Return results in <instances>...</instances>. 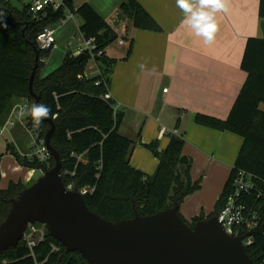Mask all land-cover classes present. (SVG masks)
<instances>
[{
	"label": "trees",
	"instance_id": "1",
	"mask_svg": "<svg viewBox=\"0 0 264 264\" xmlns=\"http://www.w3.org/2000/svg\"><path fill=\"white\" fill-rule=\"evenodd\" d=\"M259 2V16L264 18V0ZM64 7L81 19L84 38L93 40L97 49L104 50L116 40L107 23L89 4H82L73 10L69 0H64ZM64 7L47 9L46 17L40 22L28 15L27 5L16 6L9 0H0V20L7 24V30H0V121L15 100L23 99L29 106L33 103L28 84L38 56L32 89L40 95V102L51 109L47 119L53 121L55 129L50 145L59 154L64 186L72 182L74 189L86 190L83 199L89 211L113 223L131 219L135 214L150 216L171 208L174 203L179 205L183 197L199 188L188 178L189 160L180 156L183 140L170 136L167 148L160 154L156 152V143L146 146L154 156L159 157L158 167L152 176L129 165L134 141L119 134L123 114L114 112V103L102 98L107 92V75L114 61L107 59L104 53L102 57L95 58L104 68L98 85L93 80L78 79L84 78L86 66L91 60L86 53L67 57L54 72L38 79L40 60L48 51L38 50L35 37L43 27L64 19ZM120 11L135 29L160 30L136 0L123 2ZM130 52L131 45L128 55ZM240 66L246 79L227 119L218 121L199 117L197 121L208 128L239 135L243 138V145L217 200L215 212L206 218L196 217L190 222L183 220L191 227L198 221L218 215L229 193L231 177L237 169L257 176L264 191V113L258 110L259 104L264 102V39L247 40ZM32 125V117L28 115L26 127ZM49 128L43 123L38 127L42 136ZM7 152L26 169L46 170L54 164L51 157L45 163H39L36 158L29 161L25 155L20 157L10 147H7ZM178 165L185 166V181L181 180ZM24 189L20 183H10L5 190H0V223L9 211L10 201ZM259 212L260 222L254 233V243L246 249L252 264H264V199L260 200ZM52 247L57 251H53ZM0 264L86 262L76 252L66 254L65 249L45 233L31 250L20 241L16 247L3 252Z\"/></svg>",
	"mask_w": 264,
	"mask_h": 264
},
{
	"label": "crops",
	"instance_id": "2",
	"mask_svg": "<svg viewBox=\"0 0 264 264\" xmlns=\"http://www.w3.org/2000/svg\"><path fill=\"white\" fill-rule=\"evenodd\" d=\"M125 1L69 0L73 10L89 4L117 37L103 52L107 59L114 61L107 75L106 94L123 114L119 134L141 145L159 142L161 152L167 148L170 136L182 139V154L190 145L189 153L201 155L209 164H214L219 177L212 193L216 187L218 193L220 189L223 192L243 138L229 131L208 128L197 119H227L246 79L240 66L246 42L250 38L264 39V18L259 16V0H220L225 10L215 12L217 30L208 43L183 23L185 14L176 7V0H136L157 24L158 32L135 29L120 11V5ZM64 10L65 15L73 17L65 16L49 26L56 37L54 47L56 51H63L65 60L78 56L77 49L83 43V37L81 19L65 7ZM119 41H123V45H119ZM129 45L131 52L128 55ZM89 64L94 67L88 68ZM103 71L101 64L90 60L84 78L79 80H93L98 85ZM92 75L95 78H90ZM37 77L39 79L38 74ZM16 106L14 102L10 111L2 116L0 126ZM258 110L264 113V102L259 104ZM123 124H130L136 138L130 139L131 136L121 132ZM6 133L10 134L4 137L6 149L0 145V190H5L10 183H20L27 188L35 170L20 166L7 152L10 147L20 157L25 154L18 150L16 139L11 136L13 132ZM209 155L217 156L215 163Z\"/></svg>",
	"mask_w": 264,
	"mask_h": 264
},
{
	"label": "water",
	"instance_id": "3",
	"mask_svg": "<svg viewBox=\"0 0 264 264\" xmlns=\"http://www.w3.org/2000/svg\"><path fill=\"white\" fill-rule=\"evenodd\" d=\"M38 62L37 56L28 84L35 103H41L32 89ZM42 123L50 126L44 145L54 164L10 201L0 223V255L18 245L28 225L38 223L66 254L76 252L86 264H252L241 239L228 236L215 216L191 227L179 217L176 203L115 223L89 211L79 192L65 189L59 154L50 145L54 123Z\"/></svg>",
	"mask_w": 264,
	"mask_h": 264
},
{
	"label": "built area",
	"instance_id": "4",
	"mask_svg": "<svg viewBox=\"0 0 264 264\" xmlns=\"http://www.w3.org/2000/svg\"><path fill=\"white\" fill-rule=\"evenodd\" d=\"M27 13L33 18L40 22L46 17V11L49 8H59L64 7V0H27ZM66 17L72 18L73 15L67 14ZM83 43L77 49V55L88 54L91 60L103 56V50L97 49L93 45V40L85 39L82 33ZM35 42L38 50L46 52L51 50L56 43V37L53 29L48 25L43 27L36 35ZM119 45H123V41H119ZM76 56V55H74ZM73 56V57H74ZM42 63V59L40 60ZM95 78L93 75L90 78ZM80 77H78L79 79ZM166 92V90H164ZM104 100H111L108 94L102 97ZM12 112L9 115V119L5 124L0 127V135L7 131L9 125H14L16 119L21 120V116L17 118V113L20 108ZM22 107H29V103L26 102ZM19 109V110H18ZM114 112L118 111V105L114 103ZM14 118V120H13ZM25 123V128L30 131L32 135V142L28 147L25 157L32 161L35 158L39 163H45L50 155L44 145V136L41 135L39 129L32 125V127L27 128ZM176 134V131L173 132ZM40 175L43 174L45 170H38ZM262 181L255 175L241 169L234 171L230 183H229V193L225 197V201L222 209L216 217L218 224L221 226L222 230L232 238H240L241 243L245 249L251 247L254 241V233L258 230L260 222V200L264 199V191L261 187ZM67 191H77L82 196L86 193V190H76L74 185L70 182L67 186H64ZM236 217V219H233ZM23 233L22 240L25 242L27 247L31 250L36 242L33 241L36 235L37 229L31 227L28 231ZM32 226V225H31ZM43 237V236H42ZM42 239V238H41ZM53 251H57L55 247H52Z\"/></svg>",
	"mask_w": 264,
	"mask_h": 264
},
{
	"label": "rangeland",
	"instance_id": "5",
	"mask_svg": "<svg viewBox=\"0 0 264 264\" xmlns=\"http://www.w3.org/2000/svg\"><path fill=\"white\" fill-rule=\"evenodd\" d=\"M16 6H21L24 4H27V0H9ZM57 48L53 47L51 50H49L42 58V63L39 68V79H44L49 74L54 72L57 68H59L64 61L65 55L61 54L63 51L58 50L61 52L56 51ZM56 51V52H55ZM65 54V53H64ZM94 67L92 64L88 65V68ZM26 102L23 99L15 100V104L19 106L18 108L22 107ZM16 106V107H17ZM14 108L12 112L16 111L17 108ZM19 110V109H18ZM9 119V118H7ZM5 120V122L7 121ZM21 120H13L15 121L14 125H9L7 131H12L14 138L16 139V143L18 144V150H22L21 152L27 153L28 147L30 146L32 142V135L30 131H28L23 124L27 122L28 114L26 113L24 116H21ZM5 122L0 126L2 127ZM4 132V134L0 135V145H3V148L6 146L5 141V135H10L9 133ZM26 131V132H25ZM139 129H137L136 132H138ZM121 132H124L123 134H128V136H131L130 139L136 138L134 133L132 132V127H130V124H123L121 126ZM122 134V133H121ZM129 138V137H127ZM9 140V138H8ZM156 143V149L157 153L160 154L161 151H159V142ZM191 146L189 145L188 148H184V154H182L181 149V157H184L186 155V158L189 160L190 163V169L188 173V178L190 179L192 184H197L199 186L198 190L195 192L188 194L187 196L183 197L181 202L178 205V213L180 215V218L184 220L185 222L192 221V218H199L202 215L208 216L209 214H212L215 212V207L217 204V200L219 199L222 189H220L219 193L217 191V187L213 191V186L215 183H217L216 179L219 177V173L217 169L214 167V164H209L208 160L204 157H201V155L189 153V150ZM6 149V147H5ZM212 159V162L215 163V160H217L216 155H209ZM159 164V157L154 156V154L146 147V145H141L139 142L134 140V145L130 153V160L129 165L133 167L135 170H138L147 176H152L154 172L156 171ZM49 169V167H48ZM178 172L181 176V180L185 181L184 171L185 166L178 165L177 167ZM35 174L33 176L32 182L28 184L27 188L30 187L33 183H35L38 178L41 176L40 172L37 170L34 171ZM230 176V175H229ZM223 188V186L221 187ZM212 194V195H211ZM31 227H34L37 229L36 235L33 238V241L36 242L42 238V236L45 233H48L47 228H45L43 225H40L38 223L30 225L28 227V231Z\"/></svg>",
	"mask_w": 264,
	"mask_h": 264
},
{
	"label": "clouds",
	"instance_id": "6",
	"mask_svg": "<svg viewBox=\"0 0 264 264\" xmlns=\"http://www.w3.org/2000/svg\"><path fill=\"white\" fill-rule=\"evenodd\" d=\"M176 7L185 14L183 23L193 29L197 36L204 37L206 43L213 40L217 30L215 12L225 10L220 0H199L198 3H193L192 0H176ZM0 30H7V24L3 20H0ZM50 112L51 109L47 105L33 102L29 107H21L17 118L27 113L32 117L34 126L38 128L42 120L49 118Z\"/></svg>",
	"mask_w": 264,
	"mask_h": 264
}]
</instances>
